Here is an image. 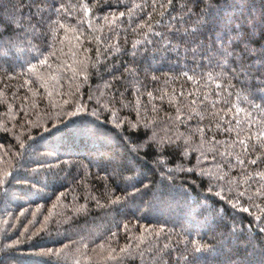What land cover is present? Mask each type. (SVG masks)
Listing matches in <instances>:
<instances>
[{
	"label": "trees",
	"instance_id": "obj_1",
	"mask_svg": "<svg viewBox=\"0 0 264 264\" xmlns=\"http://www.w3.org/2000/svg\"><path fill=\"white\" fill-rule=\"evenodd\" d=\"M61 2L71 7L77 3H84L86 0H61ZM112 2L115 4L116 0ZM136 2L139 3L140 0ZM175 2L179 4L182 0H175ZM207 2L208 0H205V3ZM15 7L19 9L17 15L23 14L25 19L35 11L33 0H16ZM215 7L221 15L258 14L264 10V0H227V4L224 0H220ZM71 10L73 17L80 11L78 8ZM100 15L102 13L96 11V16ZM158 19L159 17L156 16L153 24L156 31H161V26L155 24V20ZM164 22L167 23V17L164 18ZM67 23L70 30L67 32L60 30L55 42L49 38L48 44L52 45L51 49L42 39L33 40L29 37L28 42L21 43L19 48H14L10 52L7 50L0 52V145H3L0 147V170L8 167V170L14 173L11 184L18 190L28 193L25 200L17 201L0 193V248L8 251L7 246L19 238L21 243L14 245L11 258L18 259L20 264H109L111 249L130 244L133 249L144 253V260L147 262L154 254L155 246L172 244L178 238L176 233H180L181 240L199 235L203 238V242L213 243L214 231L210 230L204 220L193 211L200 204H207L220 210L226 222H230L232 217L236 216L238 221H242L243 225L249 228V231L256 232L258 227H264V224L255 220V215L260 213L248 201L249 196L255 197V189L258 187L255 180L246 182L247 177L253 175V169L248 164L244 166L233 164L220 171L216 163L221 158L217 157V162H213L208 145L202 149L204 155L208 156L207 160L199 151H194L192 148H188L187 154L184 152L186 138H190L188 142L194 146L200 140L199 134H193L197 125L196 119L181 122L185 119L183 115L185 107L189 100L202 97L204 92H212L215 86L210 84L205 88L206 77L200 80L199 85L194 81L186 80L182 75V72L187 70L183 54L178 66L174 57L167 61H160L159 54H156V58L142 65L148 68V63L151 64V68H148L149 80L145 81L147 87L141 88L142 95L138 96L132 90L129 94L125 92L128 83L125 67L131 64L130 50L135 40L140 38L139 35H133L128 25L111 26L103 20L97 21L95 17H92L91 28L88 27L86 18L82 24L75 18L69 19ZM0 25L4 27L6 35L12 34L18 27L15 23H9L6 15L0 16ZM256 39L259 46L261 38L257 36ZM97 48L101 52L111 49L114 55L106 60L103 56L97 58L95 55ZM84 49H88V52L86 53ZM117 49L128 51L125 54H119ZM49 50L56 53L55 56H49L50 67L40 65L38 60L43 57L39 55V52L42 51L44 55H48ZM188 59L191 57L189 56ZM28 61L36 64L37 72L29 71L26 63ZM84 63L88 64L89 69V78L86 82L80 75V68ZM189 74L192 75V73ZM151 75L158 76L159 80L151 81ZM38 76L44 77V82L48 84L47 89L41 86ZM142 76L143 73H141ZM197 76L199 77V73ZM29 80L32 81L31 84L28 83ZM217 83H223L227 88L226 81H217ZM232 83L235 84V81ZM29 88L33 91H29ZM117 90L125 94L123 103L128 104L131 101V105H135L137 98L140 102L136 108L130 105L121 109L120 105L116 104L115 108L120 119L134 121L139 111L143 118L149 122H155L161 136L165 133L173 136V145L167 147L163 155L159 154V149L145 147L138 154L139 163L133 161L138 168L142 169L141 179L150 189L158 190L162 185L170 186L169 190L175 197L173 202L157 200L151 195L133 194L135 198L130 196L128 206L118 214L109 206L107 200L101 198V193L106 190L105 185L115 187L111 181H106L98 170L102 165L101 157L107 158L113 153L129 156V141L133 146L145 141L142 127L132 130L127 129V125L116 127L111 122L110 112L104 106L107 105L108 108L113 106L109 104V100ZM181 90L185 93L183 97L179 96ZM148 91L153 93L152 97L147 96ZM237 91H239L238 85ZM33 92L39 94L33 95ZM49 92L51 96L48 95ZM188 93H193V96L189 97ZM73 95H76L75 102L83 103L89 112L100 109V119L96 124L103 135L95 138L78 131L85 121L92 119L91 116L72 118L42 135H38V130L32 128L31 136L35 138L33 158L43 163L39 175L33 176L31 169H34L36 165L29 163L20 168L17 164L20 158L16 156V153L21 150L15 137L20 135L21 139H24L29 130L17 125L13 131L5 133L4 126L11 129L17 121L22 122L25 114L33 122L44 123L47 121L48 114L56 111L57 105L63 107L64 99L72 102ZM89 96L92 99H89ZM212 99L218 98L210 95L209 100ZM8 104L12 107L9 108ZM238 106L244 110L235 112L237 104L233 96V111L224 117L222 123L228 119L233 121L247 119L251 110L245 103H240ZM177 107L182 109L180 121L176 120ZM222 107L223 105L217 104V110ZM196 110L201 111L199 107ZM252 114L256 119L260 118L255 113ZM207 123L205 114V124ZM177 129L183 134L180 139H176L173 135ZM213 134H216V139L219 141L229 136L228 133H217L214 122L211 131L207 133L206 140H209ZM232 136L234 137V133ZM228 142L231 144V139ZM177 144L181 147L177 148ZM231 155L234 157L235 153ZM256 155L259 157L261 153L257 151ZM157 160L165 161L167 169L157 165L155 163ZM197 165H200L205 172L225 176L224 183L232 186L233 193H243L241 204L248 207L249 211L243 212L240 208L233 207L235 201L230 202L227 198L230 195L227 188L218 196L217 192L220 189L209 184L208 177L201 175ZM86 167L90 174L85 178ZM179 167L192 168L193 171L180 172ZM169 169L174 170V175L171 179H165L163 173ZM261 170H264V165L256 169V171ZM245 172L247 177L244 175ZM40 181L43 186L37 192L32 185ZM237 183L239 187L236 186ZM137 187L141 192L144 191L141 185L138 184ZM210 187L211 191H209ZM177 188L181 189L179 193L175 191ZM185 188L188 191L187 198L183 194ZM128 191L132 190L128 189ZM117 194L123 195L119 191ZM89 195L95 196L99 200V205L96 200L85 199ZM35 203L44 205L41 209L43 215L40 212H37L35 216L30 212L20 215L19 209L36 211ZM255 204H259L260 208L264 209V202L259 198L255 199ZM82 205L86 207L82 209ZM44 216L49 217L47 221ZM124 225H127V231ZM213 229L218 236L224 227L223 225L219 228L213 226ZM109 230L116 232V237H112ZM33 232L37 233L36 236H32ZM30 236L31 239H28ZM165 236L171 238L165 239ZM93 239L94 242H92ZM72 241L75 243L73 244ZM84 244L88 247L85 248ZM48 248L59 250L60 255L37 254L41 249ZM243 252L244 250L235 246L234 243L220 249L222 259L225 256L243 254ZM247 260L248 264H264V255L257 251L254 254H248ZM0 262L10 264L9 257L0 253ZM136 264H140L139 257L136 258Z\"/></svg>",
	"mask_w": 264,
	"mask_h": 264
},
{
	"label": "snow or ice",
	"instance_id": "obj_2",
	"mask_svg": "<svg viewBox=\"0 0 264 264\" xmlns=\"http://www.w3.org/2000/svg\"><path fill=\"white\" fill-rule=\"evenodd\" d=\"M15 3L16 0H7L6 3L5 0H0V16L6 15L9 23L18 25L12 34L7 35L4 27L0 25V52L4 50L10 52L14 48H19L21 43L28 42L29 37L33 40L42 39L45 45L51 49L52 45L48 44L49 38L55 42L60 30L63 29L65 32L70 30L67 21L71 18H75L81 24L86 18L89 28L92 27V17H95L97 21L103 20L111 26L117 24L128 25L132 34H138L140 37L132 44L130 50L131 64L125 67V72L128 74L125 92L129 94L130 90H132L138 96L142 95L141 88L147 87L145 81L149 80L148 68H151V64L148 63V68H145L142 66L145 62L156 58V54H159L160 61H167L174 57L178 66L183 54L186 61L185 67L187 68L186 71L182 72L183 77L188 81L196 82L197 85H199L200 80L206 77L205 88L209 87L210 84L215 86L212 92H204L202 97L197 98L199 100L198 105L197 99H191L185 107L183 112L185 119L181 122L196 119L197 125L193 134H199L200 140L194 146L188 142L190 138H186L184 152L187 154L188 148H192L194 151H199L204 156V159L207 160L208 156L204 155L202 149L208 145L212 161L217 162V157L221 158L216 163V167L220 171L229 168L233 164L239 166L248 164L253 169V175L247 177L245 172L246 182L250 183L255 180L258 185L255 189V197L249 196L248 201L260 213L255 215V220L264 224V209H261L259 204H255L256 198L264 202V170L256 171V169L264 165V10H261L258 14L250 13L241 16L221 15L215 7V5L220 3V0H208L207 3H205V0H182L179 4L175 0H140L139 3L136 0H116L115 4H113L112 0H86L84 3H77L71 5V7L61 2V0H33L35 11L25 19L23 14L17 15L19 9L15 7ZM224 3L227 4V0H224ZM73 8L80 10L74 17L71 10ZM96 11H99L102 15L96 16ZM156 16L159 19L155 20V24L161 26V31L155 30L153 20ZM165 17H167V23L164 22ZM257 36L261 38L259 46H257ZM181 49H183V53H181ZM84 51L87 53L88 49H84ZM127 51L117 49L119 54H125ZM39 55L43 58L39 59L38 63L40 65H48L49 56H55L56 53L49 50L48 55H44L42 51L39 52ZM95 55L97 58L103 56L106 60L114 53L111 49H105L101 52L97 48ZM189 56L191 59H188ZM26 63L31 73L37 72L36 64L30 61ZM97 63H99V59H97ZM48 66L50 67V65ZM88 70L87 63L81 65L80 75L83 76L85 82L89 78ZM141 73H143L142 77ZM189 73H192V75ZM198 73L199 77L197 76ZM150 79L156 82L159 77L151 75ZM38 81L42 87L48 88V84L44 82V77L38 76ZM217 81H226L227 88L223 83H217ZM232 81H235V84ZM28 83L31 84L32 81L29 80ZM237 85L239 86V91H237ZM29 91H33L32 88H29ZM76 93H79L78 88ZM38 94V92H33V95ZM48 95L51 96V92ZM152 95L151 91L147 92L148 97H152ZM184 95L185 93L181 90L179 96L183 97ZM210 95L218 99L209 100ZM188 96H193V93H188ZM233 96H235L237 104L234 109L235 112L238 113L244 110L238 106L240 103H245L251 112H249L247 119L244 121L228 119L222 123L224 117L233 111ZM124 98H126L125 94L117 90L109 100V104L113 106L108 108L105 105L104 108L110 112L111 122L116 127L127 125V129L132 130H138L142 127L144 130L142 135L145 141L137 143L135 146L129 141V156L113 153L108 155L107 158L101 157L102 165L98 170L106 181H111L115 185L114 188L105 185L106 190L101 193V198L107 200L109 206L118 214L128 206L130 196L133 199L135 198L133 194L151 195L157 200H168L169 202H173L175 199L173 192L169 190V185H162L160 189L152 190L148 185L144 184L141 179L143 176L142 169L133 163V161H136L137 164L139 163L138 154L145 147L159 149V154L163 155L166 148L173 145V136H169L167 133L161 136L158 133L155 122H149L143 118L139 111H137V118L134 121L120 119L115 105L119 104L121 109L131 105V101L128 104L123 103ZM24 99H27V97H24ZM89 99H92V97L89 96ZM161 99H163L162 96ZM75 100L76 95H73L72 102L64 99L63 107L57 105L56 111L48 114L47 121L44 123L33 122L25 114L22 122L17 121L11 129L6 125L4 126L3 131L5 133L13 131L17 125L22 129L29 130L24 139H21L20 135L15 137L21 150L16 153V156L20 158L17 161L20 168H23L25 164L34 163L36 167L31 169L33 176H38L43 168V163L33 158L35 138L31 136L30 130L32 128H36L38 135H42L72 118L91 116L92 119L85 121L78 131L95 138L103 135L96 124L100 119V109L89 112L83 103H76ZM139 103L137 98L136 104L131 105V107L136 108ZM218 103L223 105L219 110H217ZM8 107L11 108L12 105L8 104ZM33 107H38V105H33ZM46 107L48 106L46 105ZM197 107L201 111H197ZM176 112V120L180 121L182 109L177 107ZM252 113H255L260 118L256 119ZM205 114L208 119L207 124H205ZM213 122L217 133L229 134L225 140H217L216 134L206 140L207 133L211 131ZM233 133L234 137L232 136ZM173 135L176 139H180L183 134L179 133L177 129V132ZM229 139H231V144L228 142ZM0 147H3V145H0ZM176 147L180 148L181 145L177 144ZM257 151L261 153L259 157L256 155ZM232 153H235L234 157L231 155ZM155 163L167 169L165 161L157 160ZM197 167L200 168L202 176L206 175L208 177L210 185L220 189L217 192L218 196L227 188L230 194L227 198L230 202L232 200L235 201L233 207H238L243 212L249 211L248 207H244L241 204L243 193H233L232 186L224 183L225 176L215 175L213 172H205L200 165H197ZM178 171L192 172L193 169L179 167ZM89 174L90 171L86 167L85 178ZM13 175L14 173L8 170V167L0 170V193L3 196L14 198L15 201L25 200L28 193L18 190L11 184ZM163 175L165 179H171L174 175V170L169 169ZM138 184L143 187V192L137 187ZM42 186L43 183L41 181L32 185L37 192L41 190ZM236 186L239 187L238 183ZM128 189L132 191L129 192ZM211 190L212 188L210 187L209 191ZM117 191L122 192L123 195L117 194ZM175 191L179 193L181 189L177 188ZM183 194L187 198L188 191L186 188L183 189ZM89 198L96 200L97 205H99V200L95 196L89 195L85 197V199ZM35 204L36 211L19 209L20 215L23 216L29 212L33 216L37 212L43 215L41 209L44 208V205L41 203ZM84 207L86 205L81 206L82 209ZM193 211L195 215L204 220L205 225L210 230L214 231L213 243H205L202 237H199V235L191 236V233H189L191 238L181 240L179 239L180 233H176L178 238L172 244H157L154 254L147 262L144 260L143 252L133 249L130 244H125L123 247L118 246V248L111 249L109 264H136L137 257H139L140 264H248V254H254L259 251L264 255V227H258L256 232L249 231V228L245 227L242 221H238L236 216H233L230 222H226L220 210L207 204H200ZM48 218V216H44L45 221ZM221 225H223L224 230L219 232L217 236L213 226L219 228ZM117 228H119V225H117ZM124 228L127 231V225H124ZM109 231L112 237H116V232ZM36 234V232H33L32 236H36ZM170 238V236H165V239ZM28 239H31V236ZM81 240H83V237H81ZM92 242H94V239ZM20 243L21 240L17 238L12 241L11 245L7 246L8 251L0 248V253L9 257L10 264H20L18 259L11 258L14 245ZM72 243L74 244L75 241H72ZM230 243L242 248L244 252L243 254L228 255L222 259L220 249ZM83 246L85 248L88 247L87 244ZM138 247L137 245V249ZM37 254L59 256L60 251L48 248L41 249ZM0 264H3V262H0Z\"/></svg>",
	"mask_w": 264,
	"mask_h": 264
}]
</instances>
